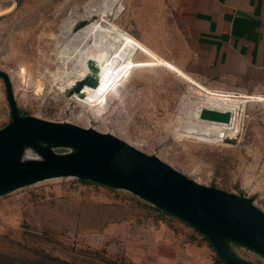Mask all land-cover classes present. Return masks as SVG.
<instances>
[{
  "label": "rangeland",
  "instance_id": "374dc122",
  "mask_svg": "<svg viewBox=\"0 0 264 264\" xmlns=\"http://www.w3.org/2000/svg\"><path fill=\"white\" fill-rule=\"evenodd\" d=\"M101 3L0 0V69L9 76L18 108L41 119L111 133L189 178L243 194L264 210V75L256 73L253 85L238 86L199 67L195 54L185 49L167 47L164 53L154 52V59L129 50L126 66L89 102L63 94L61 60L69 52L59 39L74 15L86 18ZM121 11L115 15L108 9L107 23L138 39L145 22L138 20L131 0L123 1ZM100 20L93 13L91 22L82 20L74 27ZM162 61L211 93L243 103L227 136L203 131V120L194 115L204 108L206 93ZM9 120L0 77V128ZM39 144L19 145L6 165L79 151L55 136ZM166 209L128 190L74 176L27 184L0 195V264H22L23 257L39 250L77 264H109L104 259L116 264H218L209 239ZM212 236L230 257L264 264V249L222 232Z\"/></svg>",
  "mask_w": 264,
  "mask_h": 264
},
{
  "label": "water",
  "instance_id": "95a60500",
  "mask_svg": "<svg viewBox=\"0 0 264 264\" xmlns=\"http://www.w3.org/2000/svg\"><path fill=\"white\" fill-rule=\"evenodd\" d=\"M83 24V23H82ZM86 74L62 89L66 97L84 98L86 88L99 87L102 68L93 59L86 61ZM4 81L10 120L0 128V195L27 184L50 178L74 176L99 184L122 188L156 204L167 206V213L178 217L202 233L227 264L243 263L230 257L212 233L222 232L264 249V210L251 198L214 186L201 184L154 154H147L119 137L85 128L67 121H52L19 113L8 74L0 69ZM229 113L211 111L201 118L228 122ZM79 148L69 154L48 153L7 166L19 145L49 142ZM40 148V147H39Z\"/></svg>",
  "mask_w": 264,
  "mask_h": 264
},
{
  "label": "crops",
  "instance_id": "0c3cea01",
  "mask_svg": "<svg viewBox=\"0 0 264 264\" xmlns=\"http://www.w3.org/2000/svg\"><path fill=\"white\" fill-rule=\"evenodd\" d=\"M131 2L145 22V33L137 37L153 52L185 49L195 54L199 67L233 85H253L254 74L264 75V0Z\"/></svg>",
  "mask_w": 264,
  "mask_h": 264
},
{
  "label": "bare ground",
  "instance_id": "6f19581e",
  "mask_svg": "<svg viewBox=\"0 0 264 264\" xmlns=\"http://www.w3.org/2000/svg\"><path fill=\"white\" fill-rule=\"evenodd\" d=\"M123 1L124 0H102V7L100 6L101 8H99L97 11H88L86 18L74 15L71 22H67L69 24V27L62 33V36L59 39L61 43L65 45V48H67L69 52L64 57H62V63L60 62L61 64H63V66L61 67L64 68L63 73L60 75L61 77L59 81V85L61 86V88L63 87L62 89H65L75 80L83 77L86 74V61L88 59H93L94 61L100 64L102 68L101 75L103 76V81L101 85L102 87H105L112 83L115 79V75L117 74V72L121 68H123V66H126L125 63H127V58L125 57V55L129 52V50H131V52L136 51L140 54L143 53L150 59H154L155 57H157V55L153 51H151L143 43L137 40L134 36L125 32L115 24L109 25L107 23V10L111 9V11L115 13V15L118 14L122 10ZM93 13H99L101 16V20L86 24L80 29L74 27L77 22L82 20H84L85 22H91L90 17ZM162 64H166V66H168L172 70L179 72L171 64L165 63L164 61H162ZM183 76L191 84L197 86L200 91H204L206 93L201 98V102L204 108L202 109V111H197L194 115V117L198 119L200 116V119L203 120V131L211 130L210 133L213 137L224 138L225 136H227V134L225 135V132L228 131L227 127H229V124L234 123L236 114L240 112L239 110L242 108L243 103L238 99H230L232 98V96L215 95L210 91L204 89L200 85L196 84L193 80H190L186 75ZM86 90V97H72L78 100L79 102L85 104L89 102L100 90H102V88H100V86L96 88L87 87ZM200 91H196V93H198L199 95L201 93ZM206 107L209 108L207 109ZM211 111L229 113L231 116L230 121H215L218 122L215 123L213 122L214 120L211 121L208 119L201 118L202 113H210ZM231 133H233V131H231ZM223 134L224 136H222Z\"/></svg>",
  "mask_w": 264,
  "mask_h": 264
},
{
  "label": "trees",
  "instance_id": "16d2710c",
  "mask_svg": "<svg viewBox=\"0 0 264 264\" xmlns=\"http://www.w3.org/2000/svg\"><path fill=\"white\" fill-rule=\"evenodd\" d=\"M19 113L21 115H24V112L21 111L19 109ZM82 182H88L90 183L91 181L89 180H81ZM185 223V222H184ZM187 224V223H185ZM189 225V224H187ZM195 229V228H194ZM198 231V230H197ZM202 234V233H201ZM203 235V234H202ZM204 238H206L204 235H203ZM210 246H212V248L215 250V248L213 247V245L211 243H209ZM216 251V250H215ZM216 262L218 264H227V262L224 260V258L219 255L216 251ZM22 261V264H77L73 261H70V260H67V259H64V258H61L59 256H54V255H51L43 250H39V251H33V256L30 258V257H23L21 259ZM106 262H108L109 264H116L115 261H110L108 259H104ZM132 264V263H130Z\"/></svg>",
  "mask_w": 264,
  "mask_h": 264
}]
</instances>
